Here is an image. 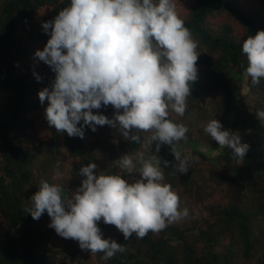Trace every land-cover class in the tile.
I'll return each mask as SVG.
<instances>
[{
    "label": "trees",
    "instance_id": "trees-1",
    "mask_svg": "<svg viewBox=\"0 0 264 264\" xmlns=\"http://www.w3.org/2000/svg\"><path fill=\"white\" fill-rule=\"evenodd\" d=\"M68 2L0 0V264H66L69 251L53 244L51 231L42 227L40 218L24 211L40 182L38 168L54 166L67 155L74 160L68 170L71 180L81 183L82 166L98 164L99 152L116 151L107 139L115 140L126 153L136 152L141 145L108 125L97 126L95 132L86 127L81 139L48 124V102L42 105L38 93L51 85L55 74L35 52L38 43L43 49L49 39L43 22L53 20ZM177 14L198 42V79L191 84L184 116L169 110V119L187 125L189 132L196 120L211 115L224 128L240 131L249 150L244 159H234L230 149H220L206 133L218 154L211 158L203 151L195 153L210 164L203 178L194 176L190 168L181 174L173 167L172 151H180L186 140L172 148L164 144L159 152L153 143L146 155L161 160L165 182L172 189L192 190L208 215L196 226L193 240L190 230L174 224L143 238L133 234L128 240L119 230L112 239L126 251L104 262L264 264V120L256 115L264 110V79L253 85L245 75L248 61L241 47L242 38L264 30V0H193ZM93 111L110 118L114 114L111 105ZM133 131L142 143L152 135ZM89 134L94 137L89 139ZM109 173H118L117 168ZM121 174L130 182L139 178L138 171Z\"/></svg>",
    "mask_w": 264,
    "mask_h": 264
},
{
    "label": "clouds",
    "instance_id": "clouds-1",
    "mask_svg": "<svg viewBox=\"0 0 264 264\" xmlns=\"http://www.w3.org/2000/svg\"><path fill=\"white\" fill-rule=\"evenodd\" d=\"M42 28L49 39L35 56L55 74L38 93L42 105L48 102V124L81 139L86 127L95 132L108 125L141 143L142 150L117 159L123 172L138 171V179L130 182L121 173L98 171L91 162L79 169L83 179L70 198L61 185L42 179L24 211L37 220L46 211L57 234L78 241L83 250L104 253L108 260L126 248L104 238L98 221L115 225L128 240L133 234L159 233L189 217L165 182L161 160L146 153L153 143L159 152L164 144L172 148L187 139V125L169 119V110L178 116L187 110L191 84L198 79V42L177 14L175 0H69ZM241 47L248 61L245 75L259 85L264 79V30L242 38ZM108 105L114 109L111 118L93 111ZM256 115L264 120V110ZM133 130L152 135L142 143ZM204 131L220 149H230L234 159L245 158L249 145L238 131L224 128L216 118ZM172 152L173 167L186 174L190 155Z\"/></svg>",
    "mask_w": 264,
    "mask_h": 264
},
{
    "label": "rangeland",
    "instance_id": "rangeland-1",
    "mask_svg": "<svg viewBox=\"0 0 264 264\" xmlns=\"http://www.w3.org/2000/svg\"><path fill=\"white\" fill-rule=\"evenodd\" d=\"M193 0H175V6L177 13H183V11H186L189 8V5L192 3ZM39 50H42V47L40 46V43L37 44ZM253 97H250L249 102L250 105L253 106ZM254 101V100H253ZM112 110L113 107H112ZM213 119L211 115H209V118L206 117H200V121L193 124L192 128L187 133V139L186 143L183 144L182 147H180V152L186 155H190L191 162L189 165V168L193 171L194 176H203L206 177L210 164L209 162H204L199 158L197 155H195L196 152L203 151L204 153L208 154L211 158H213L215 155H212L215 150L212 149L209 143L208 135H206V132L202 128L205 127L206 123ZM203 132V133H202ZM240 134V131H238ZM89 139H92L94 135L89 134ZM149 136H146L144 138V141L147 140ZM243 139V137H241ZM111 142L113 146L115 145L116 151L114 152H99L98 156V171L102 172H108L112 167L117 168L118 173H128L123 172L119 168V164L117 159H119L122 155L126 154L124 150L119 149L117 144L115 143V140L107 139V142ZM138 150L141 149V145L138 147ZM213 160V159H212ZM74 160L67 155L61 156V159L58 160V163L54 166L46 167L45 169L43 167H40L36 170V172L41 173L42 179H47L50 183H56L63 187L64 189V196L65 198H70L71 195L77 190V188L80 186V183H74L71 180V176L69 174V168L73 164ZM214 163L215 161H211L210 163ZM139 167V166H138ZM127 180H129L127 178ZM197 180V179H196ZM39 184L37 187H35L32 190V194H34L36 191H38ZM180 198V206L181 208H188L189 210V217L181 220L179 222L172 223L175 226H178L181 229H188L190 230L189 239L193 240L195 238V229L196 226L202 221V218L206 217L208 215V211L205 210L199 202L194 198V193L192 190H188L186 187L181 186L180 188L173 189ZM41 225L42 227L47 230L51 231L52 237L51 241L53 244H55L59 248H64L69 251V256L66 260V264H105L103 255L104 253H91V250H83L79 246V242L73 239H66L60 236L56 233V231L49 227L51 218L45 211L44 214L40 217ZM98 226L100 227L103 237L104 238H113L114 235H117L119 233V229L116 228L115 225L111 224H105L103 220L98 221ZM201 246V245H200Z\"/></svg>",
    "mask_w": 264,
    "mask_h": 264
}]
</instances>
